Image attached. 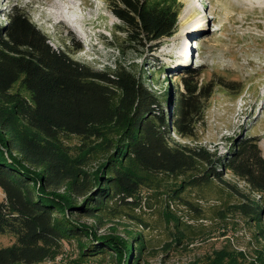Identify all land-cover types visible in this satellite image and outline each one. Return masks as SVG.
<instances>
[{"label": "trees", "instance_id": "1", "mask_svg": "<svg viewBox=\"0 0 264 264\" xmlns=\"http://www.w3.org/2000/svg\"><path fill=\"white\" fill-rule=\"evenodd\" d=\"M109 1L124 35L115 45L121 54L155 50L176 30L177 0ZM6 18L0 21V233L12 235L13 242L0 247V264H42L71 239L85 259L111 251L117 262L138 264L133 241L139 234L128 241L100 235L97 226L134 218L124 208L140 207L141 188L159 191L164 178L178 182L173 200L198 212L180 192L219 181L241 193L223 179L229 171L260 195L241 193L243 201L232 208L264 223L258 138L234 142L224 157L197 143L207 101L224 80L200 81L202 67L188 69L161 95L121 62L97 69L74 58L81 46L72 34L71 50L53 49L23 7H8ZM16 82L30 97L12 91ZM70 136L78 144L64 141ZM93 155L102 159L89 170ZM77 214L96 222H79L72 217ZM214 257L206 264H220L222 257L228 264L242 261L229 247Z\"/></svg>", "mask_w": 264, "mask_h": 264}, {"label": "rangeland", "instance_id": "2", "mask_svg": "<svg viewBox=\"0 0 264 264\" xmlns=\"http://www.w3.org/2000/svg\"><path fill=\"white\" fill-rule=\"evenodd\" d=\"M177 1L180 12L176 30L152 51H117L115 45L124 35L117 30L120 21L111 12L109 0L74 1L77 4L72 0H0V21L6 22L8 7H23L48 36L53 49L71 50L68 37L72 34L81 46L72 54L74 58L97 69L121 62L142 74L161 95L168 84L176 86L183 72L202 67L200 81L221 78L226 85H217L207 101L204 120L196 127L197 143L224 157L234 142L257 137L264 157V0ZM56 4L62 7L58 15ZM239 86L243 90L237 93ZM12 91L30 97L19 82ZM172 136L178 139L174 131ZM64 141L70 146L79 139L70 136ZM94 157L89 170H95L102 159ZM223 179L255 198L229 171ZM177 185L175 180L164 178L159 191L141 188L142 205L124 208L135 217L107 220L98 224L97 233L128 241L139 234L141 237L133 241V252H140L138 264H206L207 258L211 261L225 247L242 254L241 264H264V223L259 225L232 208L243 201L240 191L219 181L183 190L180 195L196 204L198 216L197 211L173 200ZM72 217L89 225L96 222L80 214ZM12 242V235L0 233V247ZM60 246L59 253L42 264H135L132 259L124 263L123 258L117 262L111 251L85 259L74 239ZM226 262L228 258L222 257L220 264Z\"/></svg>", "mask_w": 264, "mask_h": 264}, {"label": "bare ground", "instance_id": "3", "mask_svg": "<svg viewBox=\"0 0 264 264\" xmlns=\"http://www.w3.org/2000/svg\"><path fill=\"white\" fill-rule=\"evenodd\" d=\"M55 1H57L58 2V0H55ZM74 1H76V0H72V3L73 4H77V3H75ZM256 1H261V0H256ZM57 5V4H56ZM59 5H57V8L55 7V9H56V15H58V13H59V11L62 9V7H58ZM58 17H60V16H58ZM202 26V25H201ZM196 44V43H195ZM192 48H194L195 47V45H190ZM190 47V48H191ZM196 48V47H195ZM186 56H188L187 58H190V56L188 55V54H186Z\"/></svg>", "mask_w": 264, "mask_h": 264}, {"label": "built area", "instance_id": "4", "mask_svg": "<svg viewBox=\"0 0 264 264\" xmlns=\"http://www.w3.org/2000/svg\"><path fill=\"white\" fill-rule=\"evenodd\" d=\"M254 195H255V198H256V199H258V198L260 197L259 194H256V193H255Z\"/></svg>", "mask_w": 264, "mask_h": 264}]
</instances>
